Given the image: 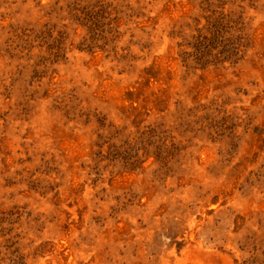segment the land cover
I'll return each instance as SVG.
<instances>
[{
  "label": "rangeland",
  "instance_id": "1",
  "mask_svg": "<svg viewBox=\"0 0 264 264\" xmlns=\"http://www.w3.org/2000/svg\"><path fill=\"white\" fill-rule=\"evenodd\" d=\"M0 264H264V0H0Z\"/></svg>",
  "mask_w": 264,
  "mask_h": 264
}]
</instances>
